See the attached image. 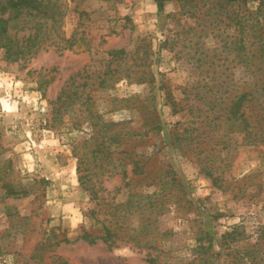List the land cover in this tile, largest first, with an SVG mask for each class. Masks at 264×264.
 I'll list each match as a JSON object with an SVG mask.
<instances>
[{"label": "rangeland", "instance_id": "1", "mask_svg": "<svg viewBox=\"0 0 264 264\" xmlns=\"http://www.w3.org/2000/svg\"><path fill=\"white\" fill-rule=\"evenodd\" d=\"M259 2L168 0L159 11L155 0H44L47 39L37 51L15 62L0 49V264H149L148 250L128 238L110 246L79 237L106 234L91 187L97 197L122 187L116 201H124L128 191L151 195L158 175L181 184L179 202L159 217L171 235L158 241V262L264 264V144L244 145L235 135L222 188L200 172L189 144L202 106L195 88L210 99L253 81L241 46L264 22ZM121 49L126 54H108ZM107 69L117 80L100 88ZM62 89L67 99L76 92V102L58 118L52 102ZM88 109L113 125L83 144L93 134ZM102 142L112 160L140 162L129 187L121 174L94 169L106 159L97 153ZM74 149L97 174L90 184L79 180ZM201 237L207 252L196 249Z\"/></svg>", "mask_w": 264, "mask_h": 264}, {"label": "trees", "instance_id": "2", "mask_svg": "<svg viewBox=\"0 0 264 264\" xmlns=\"http://www.w3.org/2000/svg\"><path fill=\"white\" fill-rule=\"evenodd\" d=\"M166 1L168 0H155L159 11L163 10ZM224 1L227 4L246 2V0ZM263 8L264 0H260L255 13L263 14ZM46 9L44 0H0V49L4 51L7 60L17 62L25 59L27 55L35 53L47 39L43 35L49 20ZM50 19L54 23L53 17ZM24 29H32L33 32L17 39V33ZM13 30L15 33H12ZM246 41V37L242 38L243 60L241 63L245 75L247 74V77L253 81L245 82L232 92H228L232 86H226L224 92L216 93L210 99L207 98L205 92L197 88L194 89L196 92L194 91L193 99L200 101L202 106L197 108L200 115L195 116L197 119L195 123L199 126L192 130L193 134L191 133L189 144L192 146L193 157L200 172L208 176L212 183L219 188H222V183H224V168L231 165L232 153L238 145V139H234L236 134L243 135L241 144L250 146L264 144V22L262 20H257L254 37L248 39V42ZM108 54L114 59L126 54V51L124 49L113 50ZM115 73L110 69L105 70L100 78L99 87H111V83L117 80ZM66 95L65 90L62 89L55 101L52 102L54 103L52 108L54 117L61 118L75 104L76 99H73L72 96L75 97L76 92L68 99L64 98ZM91 101L92 97L88 95L86 103ZM88 111L93 134L91 139L83 141V144H88L89 141L100 136L103 130L113 125L100 122V116L93 109H88ZM118 138V134L109 136L111 141L118 142ZM97 149V153L106 155V159L96 163L94 169L98 168L99 172L111 169L112 172L121 174L123 187H129L134 177L142 170L140 162L131 157L112 160L115 152L106 148L104 142L97 146ZM74 155L78 160L77 172L81 175L79 180L84 184H90L92 177L97 176L96 172H93L90 163L84 160L83 154L74 149ZM171 172L174 173L173 170ZM148 186L155 188L151 195L128 191L124 201H116L122 187L114 189L112 197L108 195V197H97V191L91 187L90 192L93 195V200L100 198V203L97 202L96 206H100L101 209L97 211H102L105 215L101 222L106 234L99 235L95 231L83 230L79 239L89 245H94L98 240H102L110 246H114L116 241H124L128 238V241H131L135 246L148 250L147 262L149 264H161L158 262V255L154 252L160 251L158 241L171 235V232L159 226L158 221L160 216L170 210L173 200L174 203L179 202L178 188L181 187V184L176 177L166 179L164 176L158 175L150 180ZM175 188L178 190L177 193H175ZM168 189L169 191L164 193ZM95 214L93 210L92 215ZM234 231L235 228L232 232ZM232 232L222 236L224 244ZM203 239V237L197 239L196 249L207 252L209 248L201 243Z\"/></svg>", "mask_w": 264, "mask_h": 264}]
</instances>
